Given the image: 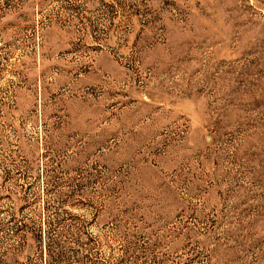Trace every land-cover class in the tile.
Segmentation results:
<instances>
[{"label":"rangeland","instance_id":"1","mask_svg":"<svg viewBox=\"0 0 264 264\" xmlns=\"http://www.w3.org/2000/svg\"><path fill=\"white\" fill-rule=\"evenodd\" d=\"M0 264H264V0H0Z\"/></svg>","mask_w":264,"mask_h":264}]
</instances>
